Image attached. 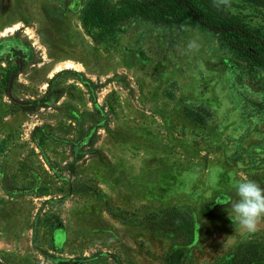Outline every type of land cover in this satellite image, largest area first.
<instances>
[{
  "label": "rangeland",
  "instance_id": "1",
  "mask_svg": "<svg viewBox=\"0 0 264 264\" xmlns=\"http://www.w3.org/2000/svg\"><path fill=\"white\" fill-rule=\"evenodd\" d=\"M87 2L0 0V264H170L171 207L182 264H229L254 234L217 202L264 188V68L190 16L95 40ZM227 3L264 33V6Z\"/></svg>",
  "mask_w": 264,
  "mask_h": 264
},
{
  "label": "trees",
  "instance_id": "2",
  "mask_svg": "<svg viewBox=\"0 0 264 264\" xmlns=\"http://www.w3.org/2000/svg\"><path fill=\"white\" fill-rule=\"evenodd\" d=\"M264 6V0H246ZM190 16L202 27L219 34L239 51L251 67L264 68V33L250 27L231 11L228 3L214 0H88L82 14L85 30L95 40L114 37L128 21L141 19L153 24L175 25ZM189 116L196 118L192 108ZM158 219L174 226L183 247L170 254V264H182L186 247L195 240V222L178 208H165ZM229 264H264V234H254L233 253Z\"/></svg>",
  "mask_w": 264,
  "mask_h": 264
},
{
  "label": "clouds",
  "instance_id": "3",
  "mask_svg": "<svg viewBox=\"0 0 264 264\" xmlns=\"http://www.w3.org/2000/svg\"><path fill=\"white\" fill-rule=\"evenodd\" d=\"M227 0H214L219 6ZM195 41L188 44L189 50L197 48ZM235 199L229 197L227 201L217 202L230 204L229 218L236 225V230L246 234H255L264 226V188L256 181L241 177L234 182Z\"/></svg>",
  "mask_w": 264,
  "mask_h": 264
},
{
  "label": "bare ground",
  "instance_id": "4",
  "mask_svg": "<svg viewBox=\"0 0 264 264\" xmlns=\"http://www.w3.org/2000/svg\"><path fill=\"white\" fill-rule=\"evenodd\" d=\"M8 31H10V29Z\"/></svg>",
  "mask_w": 264,
  "mask_h": 264
}]
</instances>
